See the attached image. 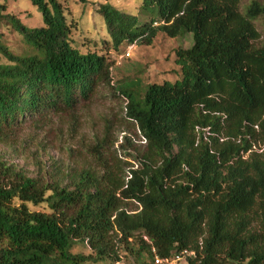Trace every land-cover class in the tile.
Returning a JSON list of instances; mask_svg holds the SVG:
<instances>
[{
    "label": "trees",
    "instance_id": "obj_1",
    "mask_svg": "<svg viewBox=\"0 0 264 264\" xmlns=\"http://www.w3.org/2000/svg\"><path fill=\"white\" fill-rule=\"evenodd\" d=\"M30 1L40 26L0 3V26L11 25L25 45L15 52L0 33V143L27 121L74 112L101 84L112 85L107 56L81 50L75 34L86 27L63 2ZM241 1L139 0L142 13L157 12L147 21L99 4L101 44L115 50L151 45L159 33H193L194 44L177 50L175 81L113 84L146 142L137 165L112 162L103 145L94 152L100 169L55 167L46 178L0 159V264L119 261L131 240L141 242L138 253L149 247L143 264L185 250L189 264H264V150L254 149L264 142V47L255 45L254 22L264 4L254 0L243 13ZM43 204L47 210L30 206ZM80 241L94 253L74 254Z\"/></svg>",
    "mask_w": 264,
    "mask_h": 264
},
{
    "label": "rangeland",
    "instance_id": "obj_2",
    "mask_svg": "<svg viewBox=\"0 0 264 264\" xmlns=\"http://www.w3.org/2000/svg\"><path fill=\"white\" fill-rule=\"evenodd\" d=\"M63 2L69 18L80 21V25L91 27V32L75 34L83 52L98 51L105 54L111 63L113 76L112 85L101 84L90 101L82 102L74 112L60 114L49 113L34 120H29L16 131V137L11 143H0V159L6 164L22 169L29 176L47 177V171L57 167L60 172L82 170L93 167L100 169L95 149L115 161L117 156L122 158L126 168L137 165L135 155L144 151L146 142L134 122L126 117V101L116 93L113 84L125 80H138L142 85L175 81L180 76V66L176 63L177 50L188 49L194 44L193 33L169 37L159 33L151 45L135 43L129 48L122 46L115 50L111 46L101 44L106 36L100 29V19L97 13L99 4L109 2L121 10L137 15L141 21L150 20L157 12L140 11L139 0H89L83 5L78 0H60ZM254 0H242L240 10L244 13ZM264 4V0H257ZM6 6L4 13L19 17L22 22L31 27L40 26L41 13L30 0H0ZM88 19V24L86 23ZM91 21V23H90ZM259 37L255 41L257 47H264V17L255 21ZM0 33L5 43L15 52L22 51L25 45L21 36L4 22ZM95 42V43H94ZM127 50L131 56L123 54ZM0 60L3 58L0 56ZM122 145L129 147L130 153L122 150ZM254 149L262 152L264 142L259 141ZM32 209L47 210L45 204L30 205ZM129 210H136V203L127 205ZM131 249L119 250V261L107 260L100 263L86 264H143L151 259L149 247L138 250L141 242L130 241ZM74 254L89 255L94 253L87 243L78 242L72 249ZM154 264L156 261H154ZM172 264H189L188 258Z\"/></svg>",
    "mask_w": 264,
    "mask_h": 264
},
{
    "label": "built area",
    "instance_id": "obj_3",
    "mask_svg": "<svg viewBox=\"0 0 264 264\" xmlns=\"http://www.w3.org/2000/svg\"><path fill=\"white\" fill-rule=\"evenodd\" d=\"M125 55H127L128 57H130L131 56V52L130 51H127V53ZM188 254H191V252L185 250L182 253L177 254L172 259H162V258L156 257L155 261L158 264H172L173 262L180 261L181 259H183Z\"/></svg>",
    "mask_w": 264,
    "mask_h": 264
}]
</instances>
